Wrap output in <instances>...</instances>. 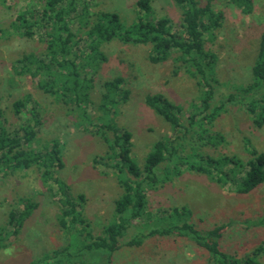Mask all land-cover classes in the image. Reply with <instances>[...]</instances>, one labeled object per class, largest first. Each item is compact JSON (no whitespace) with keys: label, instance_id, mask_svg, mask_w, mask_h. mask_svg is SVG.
Here are the masks:
<instances>
[{"label":"trees","instance_id":"obj_1","mask_svg":"<svg viewBox=\"0 0 264 264\" xmlns=\"http://www.w3.org/2000/svg\"><path fill=\"white\" fill-rule=\"evenodd\" d=\"M174 1L182 10L180 32L173 30L170 17L154 13L151 0L136 1V19L129 25L121 21L117 12L92 11L91 6L81 0H42L40 6L33 3L19 10L12 21L15 32L20 36L28 39L36 36L45 45L40 53L24 52L14 59L11 64L13 73L28 77L45 94L69 105V110H75L78 117L75 124L99 136L107 145L106 153L95 156L93 163L102 162L107 168H113L122 188L114 201V215L100 234H94L84 213L86 195H73L70 185L58 176L64 166L60 140L53 138L43 149L33 146L43 122L39 102L31 92L15 98L12 101L17 115L15 120H9L0 110V178L18 169L36 166L43 184L59 204L58 222L68 236V242L61 248L38 257L31 264L109 263L111 254L119 249L121 241L130 246L140 245L146 237L155 234L188 237L208 251L209 264H262L264 241L250 252L238 255L220 246L224 224L198 228L187 205L159 209V214L154 216L148 209V188L165 183L184 169L205 174L222 186L230 183L239 193H248L264 182V151L252 146L248 138L245 144L250 157L246 160L236 154L214 156L202 152L199 147L193 148V154L185 153L189 138L195 135L213 144L224 139L222 134H206L208 128L205 125L219 116L227 102L246 104L253 124L257 127L264 125V28L252 64V79L237 86L236 92L230 93L225 101L212 105L216 54L205 48V36L214 37L215 30L222 25L224 13L215 9L214 0ZM228 1L244 14L254 11L253 0ZM75 20L78 26L73 29ZM113 39L148 45V59L153 63L164 62L176 52L173 59L181 62L202 88L200 101L192 104L193 110L186 122L182 117L181 104L162 93L146 95V103L170 124L176 135L157 139L146 156L144 166L132 157L131 131L120 127L111 117L115 107L130 95L124 78L116 75L102 82L99 109L103 114L97 120L89 108L93 73L106 59L101 45ZM83 40L86 42L84 47L80 46ZM165 161L167 163L162 167ZM17 205L9 211L7 223L0 228V246H7L4 242L6 236L19 233L39 202L21 196ZM139 226L146 227L148 232L139 231L130 239L125 238L130 228Z\"/></svg>","mask_w":264,"mask_h":264},{"label":"rangeland","instance_id":"obj_2","mask_svg":"<svg viewBox=\"0 0 264 264\" xmlns=\"http://www.w3.org/2000/svg\"><path fill=\"white\" fill-rule=\"evenodd\" d=\"M136 1L81 0L87 2L92 11L117 12L126 25L136 19ZM33 3L40 6L42 0L0 1V110L9 120H15L17 115L13 111L12 101L25 92L32 93L40 104L43 119L33 146L43 149L53 138L60 140L64 166L58 176L70 185L73 195H86L84 213L90 221L92 232L100 234L114 215V201L122 192L113 168H107L102 162L93 163L95 156L106 153V143L99 136L75 124L78 117L75 110H69V105L55 101L38 89L28 77L15 75L11 68L14 59L24 52L40 53L45 49V45L36 36L31 39L22 37L12 26L18 11ZM151 4L157 16L171 18L173 30H182V10L174 0H151ZM213 5L224 13L222 25L215 30L214 37L205 36V48L216 54V80L212 82L215 96L212 105H218L230 93L236 92L237 86L252 79V64L264 28V0H253L254 11L250 14H244L228 0H214ZM77 26L75 20L72 27L76 29ZM85 44L83 40L80 46L84 47ZM101 49L106 59L97 65L93 73L90 112L94 120L103 114L99 109L102 82L121 75L130 95L125 102L115 107L111 117L120 127L131 131L132 157L140 166H144L146 156L157 139L164 135H176L170 124L146 103V95L162 93L181 104L182 117L186 122L193 110L192 104L200 101L202 88L183 64L173 59L176 52L164 62L153 63L148 59L149 46L146 44L124 43L113 39L103 43ZM205 126L208 128L206 134H222L224 139L213 144L193 135L189 138L185 153L193 154V148L199 147L202 152L214 156L236 154L246 160L250 157L246 138L250 139L252 146L264 151V125L257 127L253 124L252 115L244 103L227 102L219 116ZM166 163L163 162L161 166L164 167ZM21 196L31 197L39 202V206L17 235L6 236L4 242L7 246H0V264H31L38 257L51 254L52 250L68 242V236L61 229L57 218L59 204L43 184L36 166L1 176L0 228L7 223L9 211L18 206L17 200ZM148 199V209L153 216L159 214V209L187 205L192 211L191 219L198 228L208 229L224 224L220 246L229 252L244 255L264 241V182L248 193H239L230 183L222 186L205 174L184 169L165 183L148 188ZM139 231L147 233L148 229L132 227L125 238L130 239ZM121 242L119 249L111 254L109 263H94L210 262L208 251L185 236L155 234L146 237L140 245L132 246ZM260 260L264 264V255H261Z\"/></svg>","mask_w":264,"mask_h":264}]
</instances>
